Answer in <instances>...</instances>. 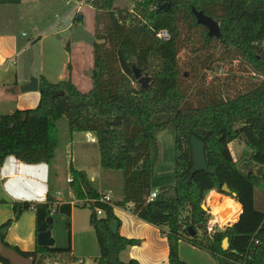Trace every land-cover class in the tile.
<instances>
[{"label":"trees","instance_id":"16d2710c","mask_svg":"<svg viewBox=\"0 0 264 264\" xmlns=\"http://www.w3.org/2000/svg\"><path fill=\"white\" fill-rule=\"evenodd\" d=\"M76 1L91 7L95 19L91 39L80 34L90 40L93 57L86 93L71 79L52 83L40 75V38L32 40L33 30L44 32L71 6L64 0H0V30L12 21L0 32L14 26L34 34L30 38L24 32L23 42L33 49L31 57L25 52L21 60L33 65L24 75L38 80L39 94L35 108L0 117V166L7 157L27 165L49 164L57 147L56 123L65 118L70 133L94 135L102 170L122 172V197L102 203L104 194L92 187L86 173L71 168L73 206L51 196L42 204H12V218L0 226V264L75 263L70 244L24 252L5 241L8 228L24 212L34 213L38 235L52 229V213L70 218L73 207L90 210L88 223L98 247L94 264H139L121 260L123 252L140 242L110 232L111 224L120 225L115 207L161 231L168 264H187L179 258L180 242L205 251L215 264H264V191L257 189L264 181V0H136L132 11L116 8L115 0ZM193 10L219 24L218 40L207 37ZM80 16H74L73 25L82 24ZM163 31L167 40L157 37ZM134 69L151 79L149 89L141 90ZM168 128L174 133V184L149 202L159 163L157 134ZM191 137L204 144L210 174L195 173L187 183L193 164ZM237 140L249 152L243 170L229 149ZM224 185L230 194L222 192ZM171 189L176 195L166 199ZM209 191L231 197L241 207L233 225L214 227L212 233L207 232L210 218L201 209ZM97 210L103 215H96ZM66 230L70 240L69 223ZM225 238L227 251L221 249Z\"/></svg>","mask_w":264,"mask_h":264},{"label":"crops","instance_id":"0c3cea01","mask_svg":"<svg viewBox=\"0 0 264 264\" xmlns=\"http://www.w3.org/2000/svg\"><path fill=\"white\" fill-rule=\"evenodd\" d=\"M64 1L65 6H71L70 10L67 13L59 16L57 20L53 24H51L44 32L39 33L38 30H33L36 35L32 40L34 41L40 38V40L36 44L37 47L35 46L39 65L38 72L40 75H42L52 83L71 79L72 83L78 88V90L83 89L85 91L83 93H86L91 88V78L88 76V74L90 73L89 71H92L93 57L90 40H86L83 37H80V34L86 33L90 38L93 36L94 31L86 32L82 30L80 26H82L83 22L78 26L73 25V18L76 14H79L81 15L80 19L84 21V15H82L80 8L91 7L87 6L85 3H83L81 6H78V2L76 0ZM37 2L38 0L34 2L31 0H22L23 4H36ZM10 25L12 26V21L8 20L7 23L2 25L1 30L7 28ZM56 25H59V28L55 27ZM49 35L54 36L55 39H49ZM24 37V32H20L14 26L10 28V32H0V77L7 76L4 75V73L7 72L8 74L9 70L6 69L5 66L9 63L15 64V61L21 60V55L23 53L26 52L28 53L27 57H31L30 52H32L33 48L30 47V43L23 42ZM48 39L52 40L51 42H55V44H57L56 47L58 48V51L62 56L59 71H56V75H52V77H56L55 79L57 80H54V78H48L46 70L42 68L43 62L45 63L46 60H49V56L53 53H45V50L42 49V46L44 44L43 41ZM66 45H68V49H66ZM54 46L55 45H52V49L54 48ZM73 53H75L79 57L78 61L81 60L80 65L82 67V70H80V73L79 71L76 72L74 66L71 65V55H73ZM68 67H70V71L68 70ZM31 77L34 76H32L31 74L22 75L20 73L18 75L17 73L12 72V76L11 78H9L11 82L0 83V117L3 115L11 114L15 110L22 111L33 107L27 106L26 102L28 101L30 103L33 102V105L39 102L38 92H31L37 93L38 95H31V97H28V99H26L25 101L24 99L21 100L17 97L19 94H22L21 98L23 97L24 93H17V91L19 88L26 85ZM14 88L16 93H14L13 95L12 92ZM86 134L87 137L85 140V145L90 143L93 144V146H96V142L92 141L93 139H95L94 135L90 133ZM59 165L60 163L58 161V158L56 157V150L54 157L49 164L41 163L35 165H27L16 160L14 157H7L4 160L3 164L0 166V226L7 220H10L12 218L13 203L42 204L45 202L48 196L53 197L59 203H64L63 200L56 197V195L60 197V190L63 191V188H60L63 184V180L62 178H58V173L61 172V168L58 167ZM82 169L83 168H78L77 171H83L87 175L86 170ZM87 177L92 187L100 194L112 193L110 189L99 190L98 186L95 185L94 180L92 178H89V175H87ZM68 179L69 178L65 180V183L69 185V183H67ZM53 191L56 192L53 194ZM206 195L208 197L209 204H212L215 197L219 199V197L221 196L215 191H209ZM69 196H73L71 191ZM230 203L231 204L229 205L231 206L229 207H231L232 209L234 207L236 211L235 219H233V221H229V219L224 218L222 221L221 217H217V220L222 224L232 223L230 225H227V227L233 225L235 221H237L238 214H240L241 212V207L238 203L233 201H231ZM70 205L73 206V204ZM209 206L211 207V205ZM215 209L218 208H213V214L215 213L214 211H216ZM114 214L120 221V225L118 228V233L120 234V236L127 239H135L140 242L138 246L130 247L121 254V260L123 262L134 259L139 264H168L167 240L159 229L139 220L126 209L115 207ZM70 219L72 230L74 224L73 212H71ZM217 222L215 221V227H217ZM36 236L35 215L33 212L29 211L22 213L19 218L10 225L6 232L5 241L8 245L15 246L21 251L31 252L37 246ZM70 247L71 257H74L76 259L75 261H81L84 264V260L80 257L85 256H80L79 254L82 253H80V250L77 249V247L75 248L74 245H70ZM90 247L91 245L88 246V249H90ZM184 248H190L193 251L196 249L186 243H179V257L182 261L187 262L185 259L181 258V250H183ZM76 255L80 258L79 260Z\"/></svg>","mask_w":264,"mask_h":264},{"label":"rangeland","instance_id":"374dc122","mask_svg":"<svg viewBox=\"0 0 264 264\" xmlns=\"http://www.w3.org/2000/svg\"><path fill=\"white\" fill-rule=\"evenodd\" d=\"M36 1V0H31ZM136 0H115V7L117 8H126L129 11L134 9V5ZM82 15H84V21L81 27L82 30L86 32H93L95 27V19H94V10L91 8H80ZM55 27L59 28V25ZM63 27V26H62ZM23 32L31 33L30 28L22 29ZM32 38L34 36L31 33ZM49 39H55L54 36L49 35ZM43 41L42 49L45 50V53L53 52L49 56V60L43 62L42 68L46 70V74L48 78H54L52 75H56V71L60 69V62L62 60L61 53H59L57 44L55 42H51L52 40ZM53 43V44H52ZM52 45H55L52 49ZM55 54V57H54ZM26 56V55H25ZM79 57L73 53L71 55V65L74 66L76 72L82 70L80 65V61H78ZM33 65L30 62H26L23 60L15 61V64L9 63L5 66L8 69L7 72L4 73V77H0V83L11 82L9 78L13 73L24 74V72H32L30 70ZM91 72V71H89ZM82 92H85L83 89H80ZM11 93V92H10ZM13 95L16 93L15 88L13 89ZM20 95V96H19ZM17 97L21 100L28 99L31 95H38L37 93H24L19 94ZM20 100V101H21ZM27 106H33L28 109H33L37 106V104L33 105V102H26ZM32 104V105H31ZM22 106V105H21ZM87 134L86 133H70L67 125V121L65 118L60 119L56 123V139H57V147H56V157L60 165L58 167L61 168V172L58 173V178L63 180V184L60 188H63V191L60 190V197L56 195L57 198L64 201L65 204H75V198L70 195L69 185L65 183L67 178L71 176V168L77 170L78 168H83L82 170H86L89 178H92L95 182V185L98 186L99 190H107L110 189L112 193L110 194L111 201H118L122 197V187H123V175L120 171H105L100 168V158L98 155V150L96 146L88 143L85 145ZM157 142L159 144V163L155 167L154 177L151 183L152 188L155 192L161 191L164 188L173 186L174 184V133L172 129L168 128L163 130L157 134ZM229 149L234 161L237 163L240 169H244L243 161L246 155L249 153L246 146L242 141H233L229 144ZM73 159V161H72ZM251 170L254 173H258L257 167L250 166ZM60 174V175H59ZM94 174V175H93ZM96 175V177H95ZM103 185V186H102ZM257 189L260 191H264V181H260L257 185ZM58 190V189H57ZM56 191H53L54 194ZM65 193V194H64ZM217 199V205L209 204L208 197L204 198L203 204L207 207V214L209 216V221L212 225L215 226V221L217 222V217H221L222 221L224 218L229 219V221H233L236 217V211L229 206L230 202H235L231 197H226L221 195L219 199ZM211 205V207L209 206ZM218 206V207H217ZM215 209V213L213 214V208ZM73 228L71 230V219L66 216L58 213H52V229L50 230L51 237L54 240L56 248H67L69 244L77 249H79L80 257L84 260V264H94V258L98 256V247L97 243L92 231L88 223V218L90 215V210L88 208H78L73 207ZM239 217V214H238ZM237 217V218H238ZM236 222V221H235ZM66 223L70 224V240L68 236V231L66 230ZM217 228L219 230H224L227 225L232 223H220L217 222ZM185 243V242H183ZM187 244V243H186ZM91 245L90 249L88 246ZM88 249V251H87ZM179 253V250H178ZM77 256V255H76ZM78 257V256H77ZM78 257V260L80 259ZM180 258V257H179ZM181 258L185 259L188 264H215L214 260L202 250H191L190 248H184L181 250ZM186 262V263H187ZM47 264V263H46ZM58 264H73L71 261L60 262Z\"/></svg>","mask_w":264,"mask_h":264},{"label":"water","instance_id":"95a60500","mask_svg":"<svg viewBox=\"0 0 264 264\" xmlns=\"http://www.w3.org/2000/svg\"><path fill=\"white\" fill-rule=\"evenodd\" d=\"M165 9H166L165 6L160 7V10H165ZM193 15L196 19L197 25L202 26L203 28L206 29V34H207L208 38L216 39V40H218L220 38V27L216 21L205 16L202 12H199L196 10H193ZM133 74H134V79L140 85L141 90L149 89L151 79L148 76L142 75L138 69H134ZM88 76L90 78L93 77L92 71L88 74ZM37 91H38V81L36 78L31 77L29 79V82L26 85H24L23 87L18 89L17 93H29V92H37ZM116 124L117 123H115V125ZM190 149H191V153H192L193 164H192V169L190 171L187 183H189L191 181V178L195 173L205 172V173L210 174L208 167H207V164H206V160H205V155H204L205 146H204V144L201 141H199L197 138L191 137ZM222 192L225 194H230V191L227 189L226 185H224L222 187ZM175 195H176L175 190L171 189V191L169 193L165 194L164 197L166 199H169V198H174ZM231 196L235 197V194H231ZM201 209L204 210L205 212L208 211L207 207L204 204L201 205ZM50 222H51V219H48V223H50ZM118 228H119L118 224L113 223L110 225L109 230L113 235H116L118 233ZM190 235L192 236L193 233L190 232ZM36 242H37V246H39V247H54V245H55L54 240L51 237L50 231L39 233L36 236ZM228 248H229L228 239L225 238L222 241L221 249L223 251H227Z\"/></svg>","mask_w":264,"mask_h":264},{"label":"built area","instance_id":"2783aa9c","mask_svg":"<svg viewBox=\"0 0 264 264\" xmlns=\"http://www.w3.org/2000/svg\"><path fill=\"white\" fill-rule=\"evenodd\" d=\"M78 2V6H81L83 3H84V1H77ZM157 37L158 38H160V39H165V40H167L168 39V34L166 33V32H159L158 33V35H157ZM93 142H96V140L95 139H93L92 140ZM71 182V179L69 178L68 180H67V183H70ZM156 195H157V192H152L150 195H149V197H148V201L149 202H152L155 198H156ZM100 201L102 202V203H105V204H111L112 203V201H111V197H110V194H104L102 197H101V199H100ZM86 203H89L88 201H85ZM80 205H82V203H80ZM96 215H98V216H102L103 215V211H101V210H97L96 211ZM215 226L214 225H212V223L210 222V221H208V223H207V232L208 233H212V230H213V228H214ZM47 264H49L48 262H47ZM73 264H83L81 261H76L75 263H73Z\"/></svg>","mask_w":264,"mask_h":264},{"label":"bare ground","instance_id":"6f19581e","mask_svg":"<svg viewBox=\"0 0 264 264\" xmlns=\"http://www.w3.org/2000/svg\"><path fill=\"white\" fill-rule=\"evenodd\" d=\"M214 205H217V199L213 200Z\"/></svg>","mask_w":264,"mask_h":264}]
</instances>
